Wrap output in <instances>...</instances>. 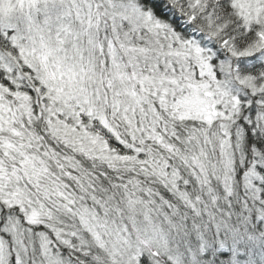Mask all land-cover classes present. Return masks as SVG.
<instances>
[{
    "label": "snow or ice",
    "instance_id": "obj_1",
    "mask_svg": "<svg viewBox=\"0 0 264 264\" xmlns=\"http://www.w3.org/2000/svg\"><path fill=\"white\" fill-rule=\"evenodd\" d=\"M0 0V264H264V0Z\"/></svg>",
    "mask_w": 264,
    "mask_h": 264
},
{
    "label": "clouds",
    "instance_id": "obj_2",
    "mask_svg": "<svg viewBox=\"0 0 264 264\" xmlns=\"http://www.w3.org/2000/svg\"><path fill=\"white\" fill-rule=\"evenodd\" d=\"M10 3L12 5V14L16 15L20 11V4L18 3V0H6L5 6L7 7V4Z\"/></svg>",
    "mask_w": 264,
    "mask_h": 264
}]
</instances>
